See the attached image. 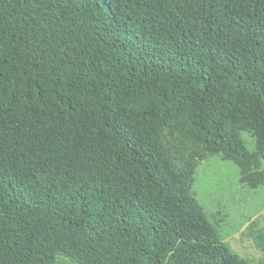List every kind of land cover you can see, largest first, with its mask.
<instances>
[{
	"label": "trees",
	"instance_id": "trees-1",
	"mask_svg": "<svg viewBox=\"0 0 264 264\" xmlns=\"http://www.w3.org/2000/svg\"><path fill=\"white\" fill-rule=\"evenodd\" d=\"M214 154L264 185V0H0V264H264L192 195Z\"/></svg>",
	"mask_w": 264,
	"mask_h": 264
},
{
	"label": "rangeland",
	"instance_id": "rangeland-1",
	"mask_svg": "<svg viewBox=\"0 0 264 264\" xmlns=\"http://www.w3.org/2000/svg\"><path fill=\"white\" fill-rule=\"evenodd\" d=\"M241 136L247 149L256 151L254 137L247 131ZM239 178L240 169L233 161L220 154L206 155L196 167L191 192L230 249L258 262L264 258L255 238L258 232L264 233V185L251 188ZM56 264L71 262L59 257Z\"/></svg>",
	"mask_w": 264,
	"mask_h": 264
}]
</instances>
